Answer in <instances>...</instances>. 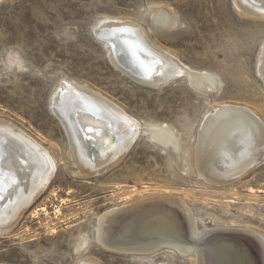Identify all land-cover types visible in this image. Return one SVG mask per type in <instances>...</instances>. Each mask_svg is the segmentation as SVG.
I'll list each match as a JSON object with an SVG mask.
<instances>
[{"label": "rangeland", "instance_id": "374dc122", "mask_svg": "<svg viewBox=\"0 0 264 264\" xmlns=\"http://www.w3.org/2000/svg\"><path fill=\"white\" fill-rule=\"evenodd\" d=\"M162 6L178 16L174 30L151 22ZM127 20L185 65L217 75L221 93L199 95L187 79L151 89L123 74L92 34L104 22ZM263 44L264 22L241 17L233 0H0V120L38 141L57 164L46 191L0 236V264H192L169 249L116 254L96 242L100 215L156 195L182 199L200 230H215L207 241L242 244L254 264H264L257 241L238 233L264 236V161L221 186L200 177L193 160L199 125L216 105L248 107L264 122V84L256 74ZM64 79L104 94L143 125L172 128L179 158L142 133L114 168L79 175L70 137L51 111Z\"/></svg>", "mask_w": 264, "mask_h": 264}, {"label": "bare ground", "instance_id": "6f19581e", "mask_svg": "<svg viewBox=\"0 0 264 264\" xmlns=\"http://www.w3.org/2000/svg\"><path fill=\"white\" fill-rule=\"evenodd\" d=\"M233 4L241 17L264 22V0H233ZM151 22L165 30L179 25L176 13L163 6L152 14ZM92 35L107 49L111 63L144 87L161 89L187 79L206 97L223 89L217 75L185 65L155 43L141 24L107 21ZM256 74L264 84V44ZM51 111L70 137L71 158L81 176H99L114 168L142 133H148L151 141L175 158L180 156V141L172 128L143 125L104 94L75 81L64 79L56 87ZM197 137L193 160L199 176L209 184L233 183L264 161V122L248 107L216 105L201 121ZM56 169L48 149L15 125L0 120V236L9 234L46 191ZM239 232L257 241L264 258V236L252 230ZM213 233L215 230H200L182 199L156 195L104 212L98 217L95 239L116 254L149 256L169 249L188 257L192 264H254L242 244L219 238L207 241ZM78 264L99 263L84 259Z\"/></svg>", "mask_w": 264, "mask_h": 264}]
</instances>
